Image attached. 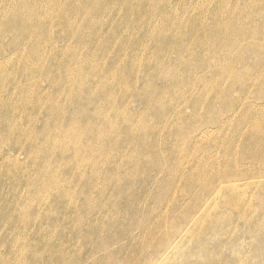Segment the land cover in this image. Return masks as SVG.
<instances>
[{
  "label": "rangeland",
  "instance_id": "374dc122",
  "mask_svg": "<svg viewBox=\"0 0 264 264\" xmlns=\"http://www.w3.org/2000/svg\"><path fill=\"white\" fill-rule=\"evenodd\" d=\"M0 264H264V0H0Z\"/></svg>",
  "mask_w": 264,
  "mask_h": 264
},
{
  "label": "bare ground",
  "instance_id": "6f19581e",
  "mask_svg": "<svg viewBox=\"0 0 264 264\" xmlns=\"http://www.w3.org/2000/svg\"><path fill=\"white\" fill-rule=\"evenodd\" d=\"M10 34H11V33H10ZM10 34H9V35H10ZM7 35H8V33H7ZM10 36H11V35H10ZM1 37L3 38V36H1ZM4 38H6V37H4ZM4 38H3V39H4ZM73 53H74V52H72V54H73ZM74 54H75V53H74ZM70 56H72V55H70ZM71 58H73V56H72ZM74 59L76 60V58H74ZM79 60H81V59H79ZM71 61H72V60H71ZM73 62H76V61L73 60ZM80 63H81V62H80ZM78 64H79V63H78ZM75 66H77V65H75ZM80 66H81V65H80ZM77 67H78V66H77ZM80 70H81V68H80ZM77 71H78V69H77ZM79 72H80V71H79ZM77 73H78V72H77ZM78 74H79V73H78ZM78 74H77V76H78ZM78 77H79V76H78ZM78 77H77V79H78ZM80 77H81V76H80ZM74 79H75V78H74ZM81 79H82V78H81ZM81 79H80V80H81ZM73 81H75V80H72V83H73ZM82 82H83V79H82ZM75 85L77 86L78 83H77V84H74L73 86H75ZM80 85H85V84H81V83H80ZM76 86H75V87H76ZM84 87H85V86H84ZM86 87H87V86H86ZM86 87H85V88H86ZM80 89H82V88L80 87ZM86 89H88V88H86ZM84 91H86V90H84ZM78 92H79V91H78ZM82 92H83V91H82ZM90 92H92V91L90 90ZM87 95H88V93H87ZM80 96L82 97V95H80ZM89 96H93V95H89ZM81 97H80V98H81ZM76 98H77V97H76ZM76 98H75V99H76ZM86 98H88V96H86ZM89 98H90V97H89ZM89 98H88V99H89ZM71 99H74V98H71ZM82 99H85V98L82 97ZM90 99H92V98H90ZM80 101H82V100L80 99ZM84 101H86V100H84ZM72 102H73V100H72ZM78 102H79V101H78ZM92 102H93V101H92ZM94 102H95V104H97L96 101H94ZM70 103H71V101H70ZM80 103H81V102H80ZM78 104H79V103H78ZM81 107H82V106H81ZM94 107H97V106H94ZM94 107L89 108V109H93ZM75 109H77V110L80 109V110H81V108H78V107H76ZM99 109H100V107H99ZM82 110H84V108H83ZM85 110H87V108H85ZM100 110H101V109H100ZM89 111H90V110H89ZM91 111H92V110H91ZM91 111H90V112H91ZM93 111H94V110H93ZM96 111H97V110H96ZM96 111H95V112H96ZM73 112H74V111H73ZM77 112H78V111H77ZM80 112H82V111H80ZM90 112H89V113H90ZM91 113H92V112H91ZM93 114L95 115V113H93ZM81 115H82V113H81ZM89 115H91V114H89ZM89 115H87V116H89ZM100 115H102V114H100ZM74 116H75V115H73L72 119L74 118V120H76V117H74ZM87 116H86V118H87ZM78 117H79V116H78ZM97 117H98V116H97ZM100 117H101V116H100ZM102 117H103V116H102ZM81 118H82V117H81ZM90 118H91V117H90ZM98 118H99V117H98ZM72 119H71V120H72ZM88 120H89V119H88ZM90 120H92V119H90ZM76 121H77V120H76ZM85 121H86V120H85ZM96 121H97V120H96ZM71 122H72V121H71ZM71 122H70V123H71ZM87 122H88V121H87ZM74 123H75V121L73 122V126H74V128H75V125H76V124H74ZM78 123H79V122H78ZM81 123H82V122H81ZM84 123H85V122H84ZM91 123H93V122L91 121ZM27 124H28V123H27ZM88 124H89V123H88ZM77 125H78V124H77ZM79 125H80V123H79ZM82 125H83V127H84V124H82ZM86 125H87V123H86ZM89 127H90V125H89ZM85 128H86V127H85ZM87 128H88V125H87ZM94 128H95V127H94ZM90 129H91V128H90ZM90 129H87V130H90ZM93 131H94V130H93ZM9 132H10V131H9ZM84 132H85V131H84ZM89 132H90V131H89ZM24 142H25V141H24ZM28 142H29V140H28ZM17 145H18V144H17ZM23 147H24V145H22V148H23ZM21 150L23 151V149H21ZM28 151H29V148H28ZM32 157H33V156H32Z\"/></svg>",
  "mask_w": 264,
  "mask_h": 264
}]
</instances>
